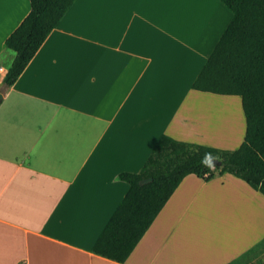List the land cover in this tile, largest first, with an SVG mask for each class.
<instances>
[{
    "label": "crops",
    "instance_id": "0c3cea01",
    "mask_svg": "<svg viewBox=\"0 0 264 264\" xmlns=\"http://www.w3.org/2000/svg\"><path fill=\"white\" fill-rule=\"evenodd\" d=\"M0 0V264H118L93 247L159 139L235 151L241 98L193 84L233 19L221 0H75L16 83ZM264 264V195L183 179L125 264Z\"/></svg>",
    "mask_w": 264,
    "mask_h": 264
},
{
    "label": "trees",
    "instance_id": "16d2710c",
    "mask_svg": "<svg viewBox=\"0 0 264 264\" xmlns=\"http://www.w3.org/2000/svg\"><path fill=\"white\" fill-rule=\"evenodd\" d=\"M221 1L234 16L193 89L241 98L244 141L237 150L227 151L162 136L139 173L118 176L129 191L93 247L98 256L125 264L189 175L210 181L230 174L264 195V0ZM74 2L30 0L29 15L6 40L15 53L4 79L7 88L16 83ZM148 179L152 181L142 184Z\"/></svg>",
    "mask_w": 264,
    "mask_h": 264
},
{
    "label": "water",
    "instance_id": "95a60500",
    "mask_svg": "<svg viewBox=\"0 0 264 264\" xmlns=\"http://www.w3.org/2000/svg\"><path fill=\"white\" fill-rule=\"evenodd\" d=\"M2 100H3V94L0 93V103ZM213 165L220 166L221 163L219 161H213ZM151 181H152V179L144 180V181H142V184H147V183H150Z\"/></svg>",
    "mask_w": 264,
    "mask_h": 264
},
{
    "label": "built area",
    "instance_id": "2783aa9c",
    "mask_svg": "<svg viewBox=\"0 0 264 264\" xmlns=\"http://www.w3.org/2000/svg\"><path fill=\"white\" fill-rule=\"evenodd\" d=\"M4 73V69L0 67V75Z\"/></svg>",
    "mask_w": 264,
    "mask_h": 264
},
{
    "label": "clouds",
    "instance_id": "9594fccd",
    "mask_svg": "<svg viewBox=\"0 0 264 264\" xmlns=\"http://www.w3.org/2000/svg\"><path fill=\"white\" fill-rule=\"evenodd\" d=\"M203 162V161H202Z\"/></svg>",
    "mask_w": 264,
    "mask_h": 264
}]
</instances>
